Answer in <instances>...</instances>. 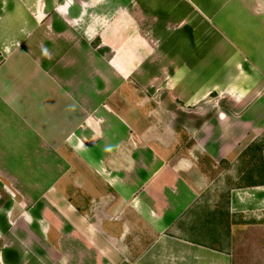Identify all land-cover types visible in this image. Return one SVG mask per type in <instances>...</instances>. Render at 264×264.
<instances>
[{
  "label": "crops",
  "instance_id": "1",
  "mask_svg": "<svg viewBox=\"0 0 264 264\" xmlns=\"http://www.w3.org/2000/svg\"><path fill=\"white\" fill-rule=\"evenodd\" d=\"M263 133L264 0H0V241L22 263L231 264L199 161L264 230V148L239 149Z\"/></svg>",
  "mask_w": 264,
  "mask_h": 264
},
{
  "label": "rangeland",
  "instance_id": "2",
  "mask_svg": "<svg viewBox=\"0 0 264 264\" xmlns=\"http://www.w3.org/2000/svg\"><path fill=\"white\" fill-rule=\"evenodd\" d=\"M224 107H226L224 105ZM196 124V122H194ZM263 136V137H262ZM262 136L259 137V139H249L247 142H245L243 145L240 146V151H247V150H255L257 153L261 148H264V133ZM252 140V141H251ZM183 146L185 147L186 151L194 152V147L192 145V142L189 140H184ZM205 163H202V162ZM238 161V160H237ZM239 162H246L242 159H239ZM228 164H224V166L220 165L219 169L224 168V172L220 174L221 170L211 169V163L205 161V159H201L199 161V166L202 170H204L205 174L208 175V177L213 181V186L216 185L213 189L209 191V199L212 201L217 200V205L209 204V206H214L212 209L213 213L205 215V222H206V228L204 232V238L205 242L210 246H212L215 249H219L221 251H228L230 254V260L231 264H264V230L263 227H260L258 224L253 222H250L251 220H248L247 218L243 219L242 217H238L235 219H232L227 216L225 209V202L228 198V190L231 187H234L236 185H239L240 183L232 182L230 180L231 176H229V171L231 170L226 169ZM206 166V167H205ZM220 174L221 177L218 175ZM235 176V174H233ZM230 177V178H229ZM236 177V176H235ZM259 175L256 176L258 178ZM4 196L2 195L0 198V202L4 199H8V191L4 192ZM36 199V198H34ZM38 199V198H37ZM17 204L20 201V197L16 195ZM210 202V201H209ZM38 203V202H37ZM93 203V202H92ZM94 206V203L91 204V208ZM34 209H32L33 211ZM218 211L216 213L215 211ZM223 212V215L221 213ZM15 213L12 215V219L15 220L17 215H21L24 213L18 206L15 207ZM34 214V213H33ZM89 214V213H88ZM17 219V218H16ZM4 241L10 242L13 245L17 246L18 248H21V259L19 261L15 262V264H24L22 263V258L24 255L27 254L28 246L26 247L24 244V241H18L14 239H2L0 241L1 246H3ZM144 246L142 244V248L147 247L149 241L148 239L143 240ZM31 248L33 246L38 247L39 244L36 242L35 239H31ZM27 248V250L25 249ZM141 249L137 248L133 254H131L130 257H135L137 252L141 251ZM134 250V248L132 249ZM25 251V252H23ZM30 251V250H29ZM31 254H33V250L31 249ZM39 257V256H37ZM129 257V255H128ZM179 257H183L180 255ZM178 255L176 256V262L175 264H184L183 259L179 260ZM4 261V260H3ZM9 262V261H7ZM51 264L53 262H50ZM3 264V262H2ZM31 264H34V262H31Z\"/></svg>",
  "mask_w": 264,
  "mask_h": 264
}]
</instances>
